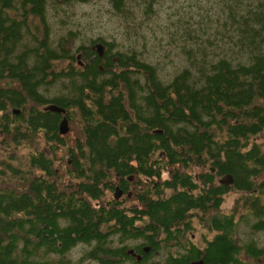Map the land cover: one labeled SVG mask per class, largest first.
Instances as JSON below:
<instances>
[{
    "label": "trees",
    "instance_id": "16d2710c",
    "mask_svg": "<svg viewBox=\"0 0 264 264\" xmlns=\"http://www.w3.org/2000/svg\"><path fill=\"white\" fill-rule=\"evenodd\" d=\"M259 135L264 0H0V264H264Z\"/></svg>",
    "mask_w": 264,
    "mask_h": 264
},
{
    "label": "rangeland",
    "instance_id": "374dc122",
    "mask_svg": "<svg viewBox=\"0 0 264 264\" xmlns=\"http://www.w3.org/2000/svg\"><path fill=\"white\" fill-rule=\"evenodd\" d=\"M100 4H101V3H99L98 6H96V5H92L91 7H92V9L96 10L97 7L100 6ZM100 19H102V26H105V27H108V28L113 27V29H115V33H116V35H117V37H118L119 42H121V43H122V42H123V43H126V42H128V40H129V41H132V44H135L136 40H137V41L141 40L140 37H139V34H135V33H133L132 30H130V31L128 32L127 27L125 26V24H126L127 22L124 23V22H125L124 20H122V19H120V18H117V21H118L119 23H118V22H106V15H105V14H104V16H103L102 18H100ZM141 31L147 33V31L145 30V27L142 28ZM126 32H127V33H126ZM39 36H41V33H39ZM128 37H129L130 39H128ZM145 43H147V44H149V45H152L151 41H145V40L142 39L139 43H136V46H141V44H144V45H145ZM115 47H116V48H123V47L119 46L117 42H116V46H115ZM258 137H261V135H259ZM261 138H262L263 141H264V137L262 136ZM262 198H263V200H264V193H263V195H262ZM193 231H194V230H193ZM192 237H193L194 239H197V240L200 241L199 233H198L196 230H195V232L193 233V236H192ZM130 251L133 252L132 249H130Z\"/></svg>",
    "mask_w": 264,
    "mask_h": 264
},
{
    "label": "water",
    "instance_id": "95a60500",
    "mask_svg": "<svg viewBox=\"0 0 264 264\" xmlns=\"http://www.w3.org/2000/svg\"><path fill=\"white\" fill-rule=\"evenodd\" d=\"M45 108L49 109V110H52V111H56V112H62L64 111V108L63 107H60L58 105H56L55 103H50L49 105H47ZM16 110V109H15ZM16 112H18V110H16ZM67 130V127H66V120L64 119L61 123H60V131L61 132H65ZM158 131H161V130H158ZM132 177V176H130ZM220 181H224V182H227V183H230L232 182V176L230 174H226V175H223L220 179ZM120 193V192H119Z\"/></svg>",
    "mask_w": 264,
    "mask_h": 264
},
{
    "label": "bare ground",
    "instance_id": "6f19581e",
    "mask_svg": "<svg viewBox=\"0 0 264 264\" xmlns=\"http://www.w3.org/2000/svg\"><path fill=\"white\" fill-rule=\"evenodd\" d=\"M63 112V111H62Z\"/></svg>",
    "mask_w": 264,
    "mask_h": 264
}]
</instances>
